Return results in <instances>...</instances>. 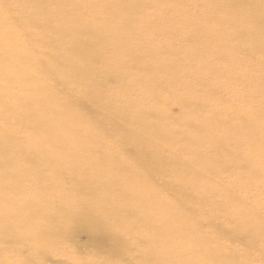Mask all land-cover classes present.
Here are the masks:
<instances>
[{"label": "bare ground", "instance_id": "1", "mask_svg": "<svg viewBox=\"0 0 264 264\" xmlns=\"http://www.w3.org/2000/svg\"><path fill=\"white\" fill-rule=\"evenodd\" d=\"M158 1L0 0V264H10V247L26 251L19 253L23 264H51L62 251L60 238L76 223L109 250L100 264L115 263V256L124 264L248 263L249 254L238 260L221 235L250 248L264 237V221H249L259 211L248 209L247 197L264 187L250 182L264 181V117L253 114L236 127L264 96V0H238L237 10L200 6L213 8L206 18L199 6L169 12L165 5L159 11L172 16L169 29L194 25L169 45L160 41L161 21L153 25L143 14L154 7L139 6ZM125 2L131 6L115 5ZM236 38L240 61L242 54L255 55L250 80L237 82L235 53H229ZM223 62L225 70L212 71ZM188 65L198 71L202 103L187 99L195 115L180 123L166 116L161 94L167 82L177 83L180 100L179 74ZM178 150L187 156L173 157ZM241 161L247 174L228 181L237 189H221V171L233 172ZM166 187L173 200L161 196ZM234 199L242 204L234 210L239 220L202 237L199 215L210 223V214H226L222 202ZM73 201L81 208L69 206ZM150 228L144 239L133 236Z\"/></svg>", "mask_w": 264, "mask_h": 264}, {"label": "rangeland", "instance_id": "2", "mask_svg": "<svg viewBox=\"0 0 264 264\" xmlns=\"http://www.w3.org/2000/svg\"><path fill=\"white\" fill-rule=\"evenodd\" d=\"M166 2V3H165ZM99 3L96 4V6H98ZM257 5H261L262 3L259 1L256 3ZM255 4V5H256ZM115 5H120V6H131V4H128L127 2L122 3V4H115ZM151 6L154 8L151 9H143V14H145L149 19H152V24L156 25L157 21L160 20L163 27H164V33L162 34L160 41H162L163 43H165V45L167 43L174 42L175 40H178L179 35L184 37L187 34H189L192 31L193 27L190 25V22L187 23V25H185V28H182L180 30H177L175 28L173 29H169V22L171 20V15L169 14V12H171L172 7L171 6H182V7H187V6H199L198 7V11L200 12V17L201 18H206L209 15L214 14V10L213 8L210 7H205V8H201L200 6H209V5H218V6H233L236 10L238 9L239 3L238 0H235L234 3L232 4H221L219 2H216L214 4H203V3H193V2H189V3H177V2H169V0H160L158 2H153V3H143L140 4L139 6ZM170 6L168 11L169 12H165L161 14V11H159L160 8H163V6ZM156 8V9H155ZM78 12H80V8L77 6V8L75 9ZM188 13V12H187ZM159 15H163L166 18H160ZM195 19L193 21H200V18L198 17H194ZM180 20V19H179ZM182 21V20H180ZM210 26H213V22H209L208 23ZM15 31L17 32H24L25 28L24 27H20V26H16L15 27ZM238 33V32H237ZM0 34H3L2 31H0ZM46 33L43 34H37L34 37L36 38H43L45 36ZM159 40H156L155 43H158ZM175 44L177 42H174ZM238 39H235L234 42V49L230 50V52L235 53V57H236V79L237 82L239 80H242L243 78H246L245 80H250L248 77V73L249 72V64L254 65L256 62V58L254 53H250V55L245 56L244 54H242V59L243 62L240 61V49L238 46ZM170 44V43H169ZM167 44V45H169ZM194 49L193 46L189 47V50ZM187 50V49H186ZM193 57H197V59H200V55L196 54V55H192ZM191 58V57H190ZM251 58V59H250ZM245 59L247 61H245ZM228 65H226L225 62L216 65L212 71L214 72H218L220 73L221 70H225L227 68ZM199 75L198 71L195 69H192L190 67V65L184 67L181 69V72L179 74L181 80H182V84L181 86L183 87V89H181V98L180 100L178 99V84L174 83L173 85H170L168 82V91L162 93L161 95L163 96V98L165 99V101H167V107L165 109V114L168 118H170L171 120H180V123H183V119L186 120H191V116H194L195 113H193L191 111V107L193 106V104L191 102H189L188 100H192L194 99H198V104L201 105L202 100L200 98V92L198 89V85L195 81V76ZM64 79H66V75H63ZM203 78V77H202ZM219 81H223L225 82V79H223L221 76H219L218 78ZM195 82V84H194ZM194 84V85H193ZM193 85V86H192ZM146 92H150L152 90V87L150 85H147L145 88ZM162 98V99H163ZM188 99V100H187ZM182 100V101H181ZM210 104H214L213 101L210 102ZM91 106V105H90ZM88 110V109H87ZM249 110V109H248ZM89 111V110H88ZM91 111L93 112L94 115H96V112H94V108L91 106ZM250 111V110H249ZM239 114V113H238ZM255 115V117H264V96L260 97L258 100H256L253 105H252V111H250V114L248 116H242V118L238 119L236 121V127H237V122L239 123H246L248 122L252 115ZM259 114V115H258ZM93 116V115H92ZM175 123V122H174ZM175 127H178L180 131H185V126L184 125H175ZM107 142V144H110L112 142H114L113 138H110ZM104 149L106 150L107 148L104 147ZM32 155L35 154H23V157H32ZM102 156H105L104 154H101ZM173 157L177 158V159H184L187 154L178 150L176 152L172 153ZM80 156H87L85 155H80ZM94 156V155H91ZM95 156H100V154H96ZM90 157V156H87ZM225 156H221L220 158H224ZM169 168H171V166H169ZM234 174H238V175H245L247 174L246 171V165L244 162H238L236 165V168L234 167L233 172L231 171H221V177H222V182L223 184L220 186L221 189L227 188L228 190L231 188L237 189L238 185H228L229 184V180L231 179V175ZM213 176L212 173H208V177ZM262 178V177H261ZM261 178H252L250 180L251 184H264V181L262 182ZM263 191L258 192L256 190L255 193H253L252 191L250 193H248L247 197H248V206H249V210L252 209H256L259 211V214H251L249 221L251 223L255 222L256 220H258L259 218H261L262 221H264V187ZM247 193V191L245 192ZM161 196L163 198L169 199V200H173V190L170 188H165L162 189L160 192ZM237 195V197L240 199V195L238 193H235ZM253 199V200H252ZM222 207L224 208V210L228 209L229 212H227L225 214L224 211L218 210L216 209L214 211V214H210V223H206L204 216L203 215H199L198 219H196L200 225L202 230L200 231L202 237L207 238L209 236L213 237L214 234L213 232L215 230H217L219 224L224 223L225 221H229V220H239L236 219V214L235 211L236 209H238L239 207H241L242 204H238L235 199L234 200H230L229 202H226V200L224 202H222ZM69 206H74L75 207V211L76 209L81 208L80 202H75L73 201L71 204H69ZM247 206V205H246ZM85 207V206H84ZM235 210V211H234ZM74 211V212H75ZM240 212V211H239ZM242 213H240L239 216H241ZM205 221V222H204ZM216 226V227H215ZM200 228V229H201ZM150 229H142V230H138L136 231L133 236L138 238V239H144L146 238V236L149 233ZM132 242V240H131ZM221 244L226 245V246H232L234 245V250L237 254V259L241 260L242 256L245 253H248L250 258L248 260V263H243L241 262L240 264H264V237L260 239L258 245L256 247H247L245 245H242V243H233L232 241H230V239H226L223 238V235H221V239H220ZM59 248L60 252H55L52 256H55V261H50L51 264H79L81 262L85 263V261L87 262V260H89L90 263L92 264H100L105 262V260H107L106 258L109 259V251L108 249H106V245L101 246L100 244L97 245L96 243V239L91 235V233H89V231L81 226V224L76 223L73 228L71 230H69L68 232H66L63 237L60 238L59 240ZM108 248V245H107ZM156 248H162V246L157 245ZM65 249V250H63ZM9 263L10 264H17V263H22L23 264V257L24 255L19 254L21 252H26V251H22L21 247H10L9 248ZM30 255L32 257H34L31 253ZM118 256H115L113 258V261L115 263H110V264H124V262L122 261V259L119 261L118 260ZM57 259H59L57 261ZM135 261H137L135 259ZM132 263H136V262H132Z\"/></svg>", "mask_w": 264, "mask_h": 264}]
</instances>
